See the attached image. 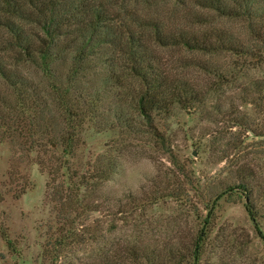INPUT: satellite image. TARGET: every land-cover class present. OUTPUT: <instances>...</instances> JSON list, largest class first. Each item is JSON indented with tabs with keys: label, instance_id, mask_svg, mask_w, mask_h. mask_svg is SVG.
<instances>
[{
	"label": "rangeland",
	"instance_id": "374dc122",
	"mask_svg": "<svg viewBox=\"0 0 264 264\" xmlns=\"http://www.w3.org/2000/svg\"><path fill=\"white\" fill-rule=\"evenodd\" d=\"M126 9L167 31H230L247 52L150 44L154 69L185 82L197 101L154 114V133L136 120L118 126L106 113L114 95L139 86L123 79L93 115L85 113L68 160L73 176L54 181L63 185L60 200L23 132L0 127V264H264V243L246 209L264 236V43L240 19L190 0H127ZM191 12L208 21L191 22ZM50 148L61 156L59 142ZM125 152L146 157L155 175L134 195H107L101 185ZM109 161L114 171L99 174Z\"/></svg>",
	"mask_w": 264,
	"mask_h": 264
},
{
	"label": "trees",
	"instance_id": "16d2710c",
	"mask_svg": "<svg viewBox=\"0 0 264 264\" xmlns=\"http://www.w3.org/2000/svg\"><path fill=\"white\" fill-rule=\"evenodd\" d=\"M178 2L183 4V0ZM190 2L217 15L240 19L247 32L264 43V0ZM126 3L127 0H0V86H4L3 90L0 87V127L23 132L27 137L28 152L36 154L35 162L48 177L46 187L57 200L62 197L63 185H55L54 181L59 175L66 174V179L73 176L68 160L74 156L78 127L85 113L93 115L106 92L124 87L123 79L133 77L139 86L132 92L128 84L124 95H114L115 101L106 113L118 126L131 127L136 120L143 131L154 133V114L166 112L173 103L197 101L185 82L171 81L164 72L154 69L150 44L247 52L240 38L230 31H167L157 20L127 10ZM191 16V22L196 24L207 20L200 12H191ZM30 67L33 74L27 72ZM37 76L43 79L42 86L34 81ZM83 106H87L84 111ZM57 142L61 145L60 157L44 150V146L50 148ZM113 164L109 161L99 174L114 171ZM66 186L74 183L68 180ZM246 209L264 243L253 209Z\"/></svg>",
	"mask_w": 264,
	"mask_h": 264
},
{
	"label": "clouds",
	"instance_id": "9594fccd",
	"mask_svg": "<svg viewBox=\"0 0 264 264\" xmlns=\"http://www.w3.org/2000/svg\"><path fill=\"white\" fill-rule=\"evenodd\" d=\"M145 159L131 152L116 157L117 171L101 185L104 193L115 197L136 194L147 179L155 175V168L147 166Z\"/></svg>",
	"mask_w": 264,
	"mask_h": 264
}]
</instances>
